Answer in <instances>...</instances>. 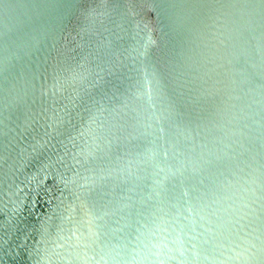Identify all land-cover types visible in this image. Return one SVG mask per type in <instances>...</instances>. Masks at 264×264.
<instances>
[{
  "label": "water",
  "instance_id": "water-1",
  "mask_svg": "<svg viewBox=\"0 0 264 264\" xmlns=\"http://www.w3.org/2000/svg\"><path fill=\"white\" fill-rule=\"evenodd\" d=\"M0 264H264V0H0Z\"/></svg>",
  "mask_w": 264,
  "mask_h": 264
}]
</instances>
